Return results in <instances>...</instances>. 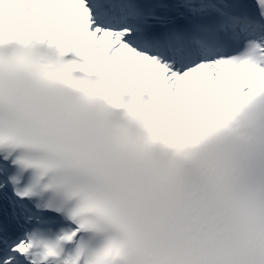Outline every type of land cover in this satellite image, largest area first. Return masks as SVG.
I'll return each instance as SVG.
<instances>
[{"label": "snow or ice", "instance_id": "1", "mask_svg": "<svg viewBox=\"0 0 264 264\" xmlns=\"http://www.w3.org/2000/svg\"><path fill=\"white\" fill-rule=\"evenodd\" d=\"M95 96L183 142L264 107V0H0V264H111L53 139Z\"/></svg>", "mask_w": 264, "mask_h": 264}, {"label": "clouds", "instance_id": "2", "mask_svg": "<svg viewBox=\"0 0 264 264\" xmlns=\"http://www.w3.org/2000/svg\"><path fill=\"white\" fill-rule=\"evenodd\" d=\"M94 100L53 139L97 202L111 264H264V107L183 142Z\"/></svg>", "mask_w": 264, "mask_h": 264}]
</instances>
